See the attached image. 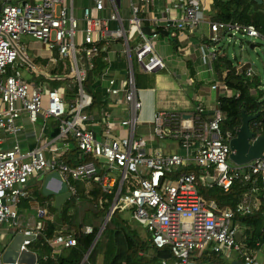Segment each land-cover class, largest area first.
<instances>
[{"label":"built area","instance_id":"built-area-1","mask_svg":"<svg viewBox=\"0 0 264 264\" xmlns=\"http://www.w3.org/2000/svg\"><path fill=\"white\" fill-rule=\"evenodd\" d=\"M121 1L0 0V223L18 219L21 198L28 195L26 188L37 175L44 180L47 174L58 171L73 193L76 190L71 181L97 182L104 192L114 194L112 211L131 209L132 216L146 228L153 244L170 249L172 258L162 259L161 264H211L205 257L213 254L229 261L237 259L242 264H264L259 252L247 251L242 240H237L240 229L234 224L237 215L250 214L259 208L257 191L259 185L264 187V156L243 166L230 160V141L234 135L223 134L219 109L212 118L201 120L200 125L195 121L199 115L187 119L180 113L158 112L154 120L155 134L178 141L185 152L166 154L161 150H147V140L136 132L143 102L138 96L131 65L135 60L143 73L153 74L164 70L166 63L156 50L158 33L153 30L154 34L149 36L142 31L144 21L138 15L139 5L132 3L131 14L125 19L119 10ZM203 21L201 3L190 0L174 24L178 31L194 33ZM211 29L215 33L213 42L218 41L222 31L264 37L255 25L235 21H214ZM134 30L141 33V40L131 45L129 35ZM23 35H30L50 52L52 70L45 71L30 58ZM115 40L125 43L124 52L130 57L129 76L119 83L107 68L97 80L100 86L106 82L104 95L115 104L125 105L126 114L114 119L102 106L99 122L103 136L99 137L92 126L95 116L87 111L92 96L84 81L94 67L95 58ZM216 58L214 51L211 59ZM54 66L70 72L62 74ZM24 68L38 80L26 79ZM236 68L239 72L246 71L249 77L255 72L251 62L242 60L237 61ZM66 77L74 78L78 88L70 103L65 98V87L52 83ZM218 87L227 95L234 93L221 81L212 85L213 89ZM198 111L202 113L203 109L199 107ZM23 116L32 123L42 119L40 136L47 134L49 119L58 120L60 130L56 140L68 142L72 136L82 153L94 159L67 164L60 160L63 154L53 143L24 153L19 142L21 127L16 123ZM119 125L128 128L126 136L115 133ZM9 136L16 137L10 146L5 144ZM185 166H194L200 172L181 171ZM242 172L246 181L253 182V187L234 208L221 206L200 191L201 185H218L229 191ZM134 177L138 185L124 191V184ZM92 230L91 226L85 229ZM30 242L26 240L23 248ZM49 243L55 251H60L76 245L77 239L60 232ZM0 264H6L1 251Z\"/></svg>","mask_w":264,"mask_h":264},{"label":"trees","instance_id":"trees-1","mask_svg":"<svg viewBox=\"0 0 264 264\" xmlns=\"http://www.w3.org/2000/svg\"><path fill=\"white\" fill-rule=\"evenodd\" d=\"M254 3L255 0H214L215 20L253 24L264 35V11L261 10L264 3L258 10H254ZM107 54V50L100 52L94 60V67L88 72L84 81L85 88L92 96V104L87 107V111L97 117L99 108L107 105L102 100L100 92L95 90L97 79L109 66ZM215 67L221 82L229 85L234 91L232 95L222 94L218 99V109L222 112L221 130L223 134L231 132L234 136L236 135L242 123L243 110L248 114L260 113L250 122V126L258 134L264 133V95L258 89V81L255 77H249L246 71L239 72L225 53L217 52ZM192 73L194 74V71ZM143 74L145 73L138 75L135 72L137 87H143L139 86L140 75ZM52 83L54 86L65 87V98L68 103L76 97L78 88L74 78L57 79ZM203 119L202 114L195 119L196 124L200 125L199 122ZM68 142H72L74 147L61 156V161L77 165L94 159L92 155L82 153L74 137L71 136ZM192 170L200 172L194 166H185L181 169L185 172ZM245 170L246 167L243 171ZM40 183H36V190ZM70 183L76 191L71 198L64 201L60 210L55 206L54 197L45 196L42 190L38 189V194L43 196L41 202L48 203L49 211L54 216L45 230L38 229L39 234L29 244V248L39 254L38 264H161L162 259L172 258L169 248H157L148 232L144 234L137 227L132 226L131 219L136 220L132 216V210L125 208L114 211L88 258L84 261L114 201V194L104 192L97 182L76 180ZM137 185L138 181L135 177L130 178V181L124 184L123 190L133 189ZM252 187L253 182L246 181L244 172H242L236 177L229 191H225L218 185L211 187L201 185L200 191L206 198L215 199L219 205L234 208ZM257 192H259V208L250 214L237 215L234 224H238L243 233L244 248L253 253L259 252L264 257V187L259 185ZM50 198L52 200H48ZM125 211H128L132 217H125ZM87 226H91L93 230L86 232ZM60 232L74 235L77 244L55 251L49 241ZM205 259L211 264H233V261L225 259L222 255L213 254Z\"/></svg>","mask_w":264,"mask_h":264},{"label":"crops","instance_id":"crops-1","mask_svg":"<svg viewBox=\"0 0 264 264\" xmlns=\"http://www.w3.org/2000/svg\"><path fill=\"white\" fill-rule=\"evenodd\" d=\"M189 1L190 0H150L148 3H142L138 0L121 1L119 10L122 17L125 19L131 14V4L135 3L139 5L140 10L138 15L144 21L143 26H150L152 31L155 30L158 33L155 38L156 50L166 63V68L164 70L153 73V75L156 76V84L154 86L142 88L136 86L138 89V96L143 102L140 119L136 125V132L138 135L144 136L147 140V150L149 152L157 150H161L166 154L185 152L184 147L181 146L178 141L170 138H161L155 134L154 120L158 112L167 111L180 113L187 119L197 117L195 116L196 114L199 115V117L203 114L204 120H207L212 118L214 112L218 109V99L220 95L225 94L224 90L220 87L217 89L212 88L213 84L221 80L218 77L215 67L216 59H211V53L216 51L227 54L220 43L226 39V37H231L233 35L226 34L222 31L219 33L218 41L213 43L212 38L215 33L211 29V22L217 21L215 20L216 10L213 7L214 0H197L201 3L204 12V21L199 31L194 33L189 31H178L175 27L174 20L183 13L184 6L186 2ZM89 2L90 1H84V3ZM261 10L264 11V7H262ZM157 21L159 22L157 23ZM23 36L24 39L26 38L23 41L28 47L29 54L31 53L34 57L33 59L30 58L36 64H41L42 62V64L50 65L49 69L52 70L53 66L50 63V52L45 46L30 35ZM261 39L264 40V37H261ZM129 40L130 44L131 41L134 44L138 43L141 40V33L134 30L129 35ZM252 44L254 46L257 45L255 43H251V45ZM241 47H244L243 43H241ZM124 50L125 43L121 40L111 42L107 50L109 74L116 77L119 83H123L127 80L130 71V57ZM135 62L134 60V71ZM193 71L194 74L192 73ZM141 73L143 72L141 71ZM97 83H99L98 80L95 84L97 85L95 90L100 92L102 100L107 103V105L104 106L111 112V116H113L114 119L125 116V105L115 104L104 95L103 89L106 82H102V87L100 83ZM199 107L203 109L202 113H198ZM101 108L102 106L98 110V117L92 113L96 116L94 121L92 120V126L99 137L103 136L99 122ZM49 122L50 119L48 120V123ZM16 123L21 127L19 142L24 153L38 146L50 145L52 143L62 154L74 147L72 142H61L56 140V135H52V133L57 127L49 128L47 134L40 136L42 119L37 123H32L26 116H23L19 118ZM115 133L126 136L128 134V128L119 125L117 129H115ZM15 141L16 137L9 136L6 138L5 144L10 146ZM38 182H41V185L38 186L41 189L43 180H41L38 175L27 186L26 190L28 191V195L21 198L18 219L14 222L9 221L0 223V239L1 237H5L7 224H12L17 227L13 228L14 233L32 231V234L38 235L39 230H45L48 227V223L54 219L53 214L49 211L48 203L43 204L40 200L32 197V193H34L33 189L37 186L36 183ZM2 243L0 240L1 252V247H4Z\"/></svg>","mask_w":264,"mask_h":264},{"label":"water","instance_id":"water-1","mask_svg":"<svg viewBox=\"0 0 264 264\" xmlns=\"http://www.w3.org/2000/svg\"><path fill=\"white\" fill-rule=\"evenodd\" d=\"M263 2L264 0H255L254 10H258L259 6ZM142 31L149 36L154 34V31L151 30L150 26H143ZM250 47L254 48L255 46L252 44ZM131 67L135 80L133 61ZM259 115V112L256 114H248L244 110L242 112V123L237 129L236 135L230 141V160L236 165H247L250 162L256 159H260L264 156V133L258 134L256 131H253L250 126V122L256 119ZM59 130V127L55 128L52 135H57ZM41 190L45 196L54 197L55 206L58 210L61 209L64 201L71 198L73 195V192L70 190L68 183L63 179V177L58 171H53L45 176ZM113 213L114 211L109 209L105 221L101 227V230L97 235L96 239L94 240L92 246L88 250L84 261L88 258L89 254L91 253L99 236L106 227V224ZM242 237L243 233L241 231H238L236 233L237 240L241 241ZM35 238L36 235L32 233L27 234L22 231L15 233L10 243L5 245L1 249L3 261L6 264H9L11 262H19L24 264H38V253L32 251L29 248V245H27L26 248H23V245L26 240L32 241ZM233 264H242V262L239 260H234Z\"/></svg>","mask_w":264,"mask_h":264},{"label":"rangeland","instance_id":"rangeland-1","mask_svg":"<svg viewBox=\"0 0 264 264\" xmlns=\"http://www.w3.org/2000/svg\"><path fill=\"white\" fill-rule=\"evenodd\" d=\"M25 39L23 36L22 41ZM241 43L244 44V47H241ZM251 43H255L257 45L254 48H251L250 47ZM131 44L135 45L132 41H131ZM220 45L224 47V50L226 51L227 55L229 56V58L233 61V63L235 65L237 64L238 60H242L245 62H251L252 63L253 68L255 69V72H254L253 77H251V78L255 77V80L258 81V84H259L258 89L262 93V95H264V40L261 39L260 37L255 38V37L242 36L241 34L237 33L231 37H226V39H224L220 43ZM28 54H29V51H28ZM29 55L32 59L34 58L31 55V53ZM38 65H40L45 71L49 72L50 65L42 64V62H41V64L38 63ZM54 68H57V70L60 71L62 74L70 72V70L64 69L62 66H54ZM22 71H23L24 77L26 79L35 80V81L38 80V79L34 78L32 72L27 71L26 68L22 69ZM135 71L138 75L142 74L140 71L139 64L137 62H135ZM45 80H46V83L52 85L50 80H48V79H45ZM155 84H156V76L155 75L146 74V73L143 75H140L139 86L141 85L143 87H150V86L152 87ZM47 125L51 129V128L57 127L59 125V121L55 120V119H50L49 123L47 121ZM42 184H43V182H42ZM40 185H41V183H40ZM38 189L37 190H36V188L33 189L34 193H32V197L42 201L43 196L38 194L39 193ZM41 189H42V187H41ZM49 197L53 198V196H49ZM51 198L48 200H52ZM207 199H208V197H207ZM124 215H125V217H129V218L132 217L128 211H125ZM130 223L132 224L133 227H137L144 234L147 233L146 228L144 226H142L141 224L137 223L136 221L131 219ZM6 227H7V230L5 232V237L4 238L1 237V239H0L1 243L3 242L2 244H4V246H5V244L7 245L10 243V241L12 240V238L14 237V235L16 233V232L14 233V229H13L15 227L14 225L7 224ZM15 228H17V227H15ZM260 259H263V255H260Z\"/></svg>","mask_w":264,"mask_h":264}]
</instances>
